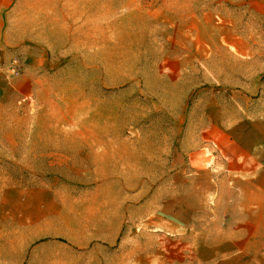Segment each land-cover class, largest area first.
<instances>
[{
	"label": "rangeland",
	"instance_id": "obj_1",
	"mask_svg": "<svg viewBox=\"0 0 264 264\" xmlns=\"http://www.w3.org/2000/svg\"><path fill=\"white\" fill-rule=\"evenodd\" d=\"M17 17L0 187L37 193L0 209V264L252 261L226 251L212 167L221 129L264 118V0H21Z\"/></svg>",
	"mask_w": 264,
	"mask_h": 264
},
{
	"label": "crops",
	"instance_id": "obj_2",
	"mask_svg": "<svg viewBox=\"0 0 264 264\" xmlns=\"http://www.w3.org/2000/svg\"><path fill=\"white\" fill-rule=\"evenodd\" d=\"M21 0H0V45L4 24H14ZM18 18V17H17ZM3 42V43H2ZM230 130L221 129L217 166L228 188V203L234 210L226 213L229 225L224 231L229 253L256 255L245 264H264V118L255 117ZM37 192H22L19 187H0V209L19 216L21 201L35 199ZM230 254V256L232 255ZM243 257V256H242Z\"/></svg>",
	"mask_w": 264,
	"mask_h": 264
},
{
	"label": "built area",
	"instance_id": "obj_3",
	"mask_svg": "<svg viewBox=\"0 0 264 264\" xmlns=\"http://www.w3.org/2000/svg\"><path fill=\"white\" fill-rule=\"evenodd\" d=\"M14 70V69H13Z\"/></svg>",
	"mask_w": 264,
	"mask_h": 264
}]
</instances>
